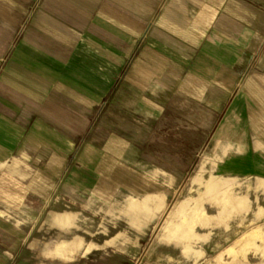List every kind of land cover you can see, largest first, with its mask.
<instances>
[{
	"label": "crops",
	"instance_id": "obj_1",
	"mask_svg": "<svg viewBox=\"0 0 264 264\" xmlns=\"http://www.w3.org/2000/svg\"><path fill=\"white\" fill-rule=\"evenodd\" d=\"M263 36L260 0H0V165L27 172L3 166L0 198L176 190L212 131L264 129ZM239 149L216 172L264 175Z\"/></svg>",
	"mask_w": 264,
	"mask_h": 264
},
{
	"label": "rangeland",
	"instance_id": "obj_2",
	"mask_svg": "<svg viewBox=\"0 0 264 264\" xmlns=\"http://www.w3.org/2000/svg\"><path fill=\"white\" fill-rule=\"evenodd\" d=\"M246 76H264V36ZM235 130L243 133L240 149L229 143L223 150L225 141H214L215 129L176 190L162 195L98 198L62 184L41 195L23 192L19 184L17 199L0 198V264H264V175L215 170L234 148L264 151V129ZM20 166L18 176L26 177V166ZM218 175L233 179L209 188ZM134 202L140 206L136 224L127 213ZM53 213L70 215L64 228L51 219ZM173 226L178 238L170 237ZM74 236L82 251L68 258L55 255L57 246Z\"/></svg>",
	"mask_w": 264,
	"mask_h": 264
},
{
	"label": "bare ground",
	"instance_id": "obj_3",
	"mask_svg": "<svg viewBox=\"0 0 264 264\" xmlns=\"http://www.w3.org/2000/svg\"><path fill=\"white\" fill-rule=\"evenodd\" d=\"M258 80L261 82V84L264 86V76H258ZM258 81V82H259ZM215 141V140H214ZM218 141H216V143H217ZM215 143V144H216ZM229 141H225V143H223V145H222V149L223 150H227V148H228V145H229ZM215 146V145H214ZM22 163L21 162H14V163H12V164H3L4 166H5V168L6 167H9V169L11 170V171H13L14 173H18V174H20L21 176H22V173H21V171L19 170V166L21 165ZM6 165H8V166H6ZM26 166V165H25ZM21 167V166H20ZM8 169V168H7ZM25 172V171H24ZM27 173V172H26ZM19 175V176H20ZM24 175V174H23ZM216 177V178H215ZM213 176V178H212V181L210 182V184H209V188H217V187H219L221 184H223V183H228V181H229V179H233L232 177H227V178H225V177H223V176H220V175H218V176ZM5 193H7V192H5ZM147 199H150V198H147ZM92 201V200H91ZM88 202V201H87ZM90 203V202H89ZM93 203V202H92ZM143 203H145V201L144 202H142L141 204H140V206L143 204ZM91 204V203H90ZM140 206H139V204H137V203H133L132 205H130V212H127V213H130V214H132V222L133 223H137V213H140V211H139V209H140ZM92 207V206H91ZM139 211V212H138ZM129 214V215H130ZM131 216V215H130ZM70 217V215H68V214H59V213H53L52 215H51V219L53 220V221H55V222H59L60 223V225H61V227L62 228H64L65 226H66V222H67V220L68 219H70L69 218ZM68 218V219H67ZM170 228V230H169V234L171 235L170 237H175V238H178V236H179V232L177 233V235H175V232H176V227L175 226H173V227H169ZM181 235V234H180ZM181 237H182V235H181ZM82 245V243H81V241L79 240V238L78 237H73L72 238V240H70L69 242H67V243H63V244H60L59 246H57V248H56V251H55V255H57V256H62V257H65V258H68V257H70V256H72V255H75L76 253H79V252H81L82 251V249H83V247L81 246Z\"/></svg>",
	"mask_w": 264,
	"mask_h": 264
}]
</instances>
